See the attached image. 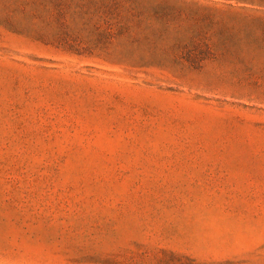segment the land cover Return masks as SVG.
Listing matches in <instances>:
<instances>
[{"label":"rangeland","instance_id":"1","mask_svg":"<svg viewBox=\"0 0 264 264\" xmlns=\"http://www.w3.org/2000/svg\"><path fill=\"white\" fill-rule=\"evenodd\" d=\"M196 1L200 70L66 53L0 0V264H264V0Z\"/></svg>","mask_w":264,"mask_h":264},{"label":"trees","instance_id":"2","mask_svg":"<svg viewBox=\"0 0 264 264\" xmlns=\"http://www.w3.org/2000/svg\"><path fill=\"white\" fill-rule=\"evenodd\" d=\"M12 1L5 14L12 33L138 68L200 70L212 56L209 33L220 11L196 0Z\"/></svg>","mask_w":264,"mask_h":264},{"label":"crops","instance_id":"3","mask_svg":"<svg viewBox=\"0 0 264 264\" xmlns=\"http://www.w3.org/2000/svg\"><path fill=\"white\" fill-rule=\"evenodd\" d=\"M22 192L18 191H11L5 190L0 191V235L6 234L7 228H11L12 225H9L10 222L6 221V214L10 212H22L23 211V204L22 203H10L8 200L10 198L21 197ZM29 194V193H28ZM18 195V196H17ZM4 243L5 241L0 240V244ZM14 250L10 249L9 247H0V259H10L13 258L10 253H13Z\"/></svg>","mask_w":264,"mask_h":264}]
</instances>
